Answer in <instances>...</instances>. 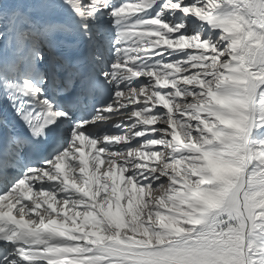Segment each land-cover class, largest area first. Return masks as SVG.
Returning a JSON list of instances; mask_svg holds the SVG:
<instances>
[{
	"label": "snow or ice",
	"instance_id": "1",
	"mask_svg": "<svg viewBox=\"0 0 264 264\" xmlns=\"http://www.w3.org/2000/svg\"><path fill=\"white\" fill-rule=\"evenodd\" d=\"M0 264H264V0H0Z\"/></svg>",
	"mask_w": 264,
	"mask_h": 264
}]
</instances>
